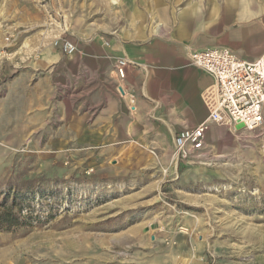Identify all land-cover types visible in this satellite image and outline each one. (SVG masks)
Returning <instances> with one entry per match:
<instances>
[{
  "label": "rangeland",
  "instance_id": "374dc122",
  "mask_svg": "<svg viewBox=\"0 0 264 264\" xmlns=\"http://www.w3.org/2000/svg\"><path fill=\"white\" fill-rule=\"evenodd\" d=\"M214 35L264 55V0H0V76L99 75L85 60L96 39L194 50ZM64 38L76 53L55 46ZM4 82L0 203L15 202L26 224L0 228V264H264V124L212 128L190 161L174 150L166 161L21 128L9 120L19 112H4Z\"/></svg>",
  "mask_w": 264,
  "mask_h": 264
},
{
  "label": "crops",
  "instance_id": "0c3cea01",
  "mask_svg": "<svg viewBox=\"0 0 264 264\" xmlns=\"http://www.w3.org/2000/svg\"><path fill=\"white\" fill-rule=\"evenodd\" d=\"M200 46L230 47L252 59L248 39L236 35H214ZM190 47L163 39L90 41L85 60L99 75H1L4 112H19L9 120L24 121V129L53 127V139L117 145V152L119 145H141L169 161L176 134L209 115L204 95L214 77L189 63ZM122 58L130 61L124 77L118 73Z\"/></svg>",
  "mask_w": 264,
  "mask_h": 264
},
{
  "label": "built area",
  "instance_id": "2783aa9c",
  "mask_svg": "<svg viewBox=\"0 0 264 264\" xmlns=\"http://www.w3.org/2000/svg\"><path fill=\"white\" fill-rule=\"evenodd\" d=\"M66 54L78 47L69 39L55 41ZM127 59L118 61V73L124 77ZM189 63L214 77V84L205 92L209 115L195 128H186L174 138L177 161H190L205 145L206 135L213 125L233 129L243 125L258 129L264 124V55L245 59L230 47L214 46L194 49Z\"/></svg>",
  "mask_w": 264,
  "mask_h": 264
},
{
  "label": "trees",
  "instance_id": "16d2710c",
  "mask_svg": "<svg viewBox=\"0 0 264 264\" xmlns=\"http://www.w3.org/2000/svg\"><path fill=\"white\" fill-rule=\"evenodd\" d=\"M0 206L2 207L0 211V228L10 229L15 226L26 224V218L24 217L21 219V211H18L19 213L17 214L14 211L16 208L15 202L10 205L4 198Z\"/></svg>",
  "mask_w": 264,
  "mask_h": 264
}]
</instances>
